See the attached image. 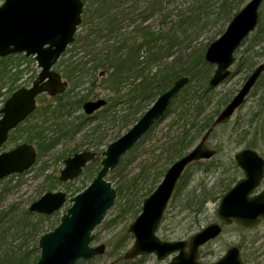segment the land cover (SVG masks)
Instances as JSON below:
<instances>
[{
    "label": "water",
    "instance_id": "1",
    "mask_svg": "<svg viewBox=\"0 0 264 264\" xmlns=\"http://www.w3.org/2000/svg\"><path fill=\"white\" fill-rule=\"evenodd\" d=\"M263 4L264 0H248L222 35L207 48L205 60L216 67L209 81L211 87L221 84L232 73L236 51L257 29ZM83 7L82 0H4L0 5V58L24 53L34 56L41 68L30 87L14 91L0 108V180L24 173L37 162L38 151L32 143H21L6 151L3 146L8 142L10 132L36 111L39 95L57 96L67 90L69 84L55 66L65 50L75 42L77 28L83 20ZM263 72L264 63H259L242 88L216 116L198 145L172 163L157 189L147 196L142 212L127 229L134 235L135 242L124 255L126 261L156 254L161 264H244L238 245L228 247L224 255L214 262L201 260V248L223 233V225L235 223L246 229H255L264 222V156L252 147L242 148L234 155L244 175L222 196L216 211L217 221L181 240H164L158 236V229L188 166L217 155L216 149L208 142L213 129L232 120L239 107L246 103ZM189 82L187 75L178 78L123 136L108 145L101 161L102 169L93 182L69 199L72 205L63 214L60 224L40 237L41 257L35 264H76L79 260L104 254L106 245L94 247L91 244L94 240L92 232L102 224L117 196V189L105 177L116 168L123 155L164 118L174 97ZM84 105L85 113L90 115L105 106L106 100L100 98ZM94 156L93 151H81L66 158L59 179L68 182L77 178ZM66 200L65 191H50L32 202L29 211L51 215L60 210Z\"/></svg>",
    "mask_w": 264,
    "mask_h": 264
},
{
    "label": "trees",
    "instance_id": "2",
    "mask_svg": "<svg viewBox=\"0 0 264 264\" xmlns=\"http://www.w3.org/2000/svg\"><path fill=\"white\" fill-rule=\"evenodd\" d=\"M85 1L88 8H92L89 0ZM117 1H121V4L126 0ZM115 2L116 0L92 1L96 24L91 25L89 33L85 36L77 37V41L85 43L84 50L89 57L59 60L56 69L68 80L70 86L67 91L53 98L52 102L39 106L24 123L10 133L9 140H13L18 129H27L25 142H36L39 150L38 160L59 140V136H50L49 129L57 127L60 129L58 135L66 136L79 132L81 124L93 118L91 115H85L79 117L82 119L81 123L68 121V115L83 108V103L89 100L90 94L85 93L89 88L85 87L88 81L93 85L97 82L102 84L109 96V108L123 101L137 100V111L126 121V124L133 126L154 100L178 78L189 76V84L174 97L171 104L174 105L177 98L182 100L181 117L189 124V128L167 142V152L172 160L187 154L198 137H203L212 126L215 117L222 111L221 107L231 99L226 96L218 100L217 105L206 113L214 90L209 85L214 67L205 60L204 54L210 44L222 35L247 0H150L140 14L142 18L139 24L134 21L132 29L124 31L125 20L132 17L129 12L114 11ZM258 22L253 35L242 43L244 45L248 41L247 47L241 52L239 49L242 45L236 51H239L240 56L236 55L235 64H238L241 71H252L258 66V60L264 56V4L260 9ZM12 56L0 58V95L6 87L7 78H12L8 74V59ZM17 56L27 58L24 54ZM156 65L158 66L154 70ZM126 82L129 86L127 91H123ZM256 87H261L262 93L255 100L253 107L247 113L239 114L236 121L231 120L221 126L229 128L231 124L230 129L237 132V137L243 140L247 139L254 128L256 137L264 143V72ZM15 90L9 88L8 91L12 94ZM171 106L165 116L171 112ZM36 114L41 120L35 124L31 119ZM234 132L230 134L229 141H233ZM137 146L138 143L131 152L137 149ZM257 146L254 142L247 145L250 148ZM216 151L218 154L215 157L199 160L188 166H194L198 171L213 172L215 180L209 184L206 178L199 177L197 183L190 185L192 180H188V175L184 173L171 199L178 203V207L200 214L208 202L221 200L224 193L243 176L233 154L223 161L220 157L221 145ZM99 162L100 160L92 162L91 168L100 170ZM17 175L22 174L17 173L11 177ZM9 179L0 180V264H34L41 257L39 239L47 232L43 229V222L50 215L29 211V203L23 200L9 203L8 206L3 205L13 189L21 183L18 181L15 186ZM119 191L122 194L121 187ZM56 226L53 225L48 231ZM142 258L139 257L138 261ZM243 259L246 264L247 259ZM121 260L126 263L136 261H125L122 256Z\"/></svg>",
    "mask_w": 264,
    "mask_h": 264
},
{
    "label": "rangeland",
    "instance_id": "3",
    "mask_svg": "<svg viewBox=\"0 0 264 264\" xmlns=\"http://www.w3.org/2000/svg\"><path fill=\"white\" fill-rule=\"evenodd\" d=\"M82 1L84 2V0ZM92 1L93 0H89L92 8H88L87 2H84L83 20L77 28L78 31L75 35V42L65 50V54L60 58V61L70 57H74L73 59L85 56L89 57L87 51L84 50L83 45H85V43L83 41H77V37L85 36L89 33L91 25L96 24L95 8ZM148 1L150 0H126L120 4L121 1L116 0L114 3V11L129 12V16L132 17L125 20L123 31L132 29L131 27L134 21H137L136 24H139L142 18L140 14L147 7ZM3 2L4 0H0V5H2ZM133 11L134 13H132ZM251 35H253V33ZM247 45L248 41H246L239 50L242 52ZM23 54H12V58L8 59L10 65L8 74L11 75L12 78H7L6 87L2 90L0 95V108H2L4 102L11 94L8 91L9 88L17 90L24 86L30 87L41 70L34 56H27V58L17 56ZM235 55L239 57V51ZM259 63H264V56L258 60L257 65ZM157 66L158 65L153 69L155 70ZM213 67L211 78L216 70L214 65ZM231 69L232 73L230 78L224 83L213 87L214 90L211 93L212 100L207 105L206 113L209 112L210 108L217 105L218 100L224 99L226 96H230L232 99L242 88L241 86L252 72L251 70L241 71L238 64L235 63ZM128 86L129 83H124L122 90L127 91ZM85 87H89L88 90H85V93L90 94L89 100H96L99 99V97H103L108 101V93H106L101 83L97 82L96 85H93L88 81ZM260 93H262L261 87L254 88L243 109H239L233 116L232 121H236L239 114L247 113V111L253 107ZM52 99L53 97L47 94L41 95V97L38 98L39 106L52 102ZM181 103L182 100L177 98L175 104L171 106V112L165 116L164 119L156 122L154 127L138 142L137 149L131 152L132 149L124 154V157L116 168L110 171L106 176V178L112 182L113 187L117 189V196L114 205L109 209L102 224L97 226L92 232L94 234V240L91 244L94 247L104 244L106 245V251L104 254L96 255L94 258L79 260L76 264L162 263V261L159 262L157 260L156 254L143 255L142 260L138 261V259H135L136 261L128 263L121 260V256L124 258L128 248L135 242L134 235L127 229L142 212L143 203L147 199V196L150 195H147V193L150 190L155 191L157 189V186L164 179L167 170L172 166L171 164L180 158L177 157L173 160L170 158L167 152L169 147L167 142H169V140L171 141V139L175 138L177 135H180L183 130L189 128L188 121L181 117L183 113L180 108ZM138 105L139 102L137 100L132 102L123 101L117 106H111L110 108L108 107L109 105H106V107L104 106L99 112L92 114L93 118L89 122L82 123L79 132L71 133L66 136L58 135L60 129L57 127L49 129L50 136H55V138L59 136V140L48 152L43 153L39 160L37 158L38 161L28 169V171L18 173L22 175L11 177L14 175L13 174L7 177L10 178L9 182L12 183V185L16 186L18 181L21 183L18 187L13 189L8 199L3 202V205L8 206L9 203L23 200L29 203L30 208L32 202L39 200L45 193L50 191H65L68 197L66 203L60 210L51 214L50 217L43 222V229L48 232V229L52 228L53 225H59L63 214L66 213L67 209L72 205L69 199L76 195V192L80 193L89 186L97 174L95 168H91V166L88 165L81 176L71 180V182H60L58 181V177L61 172L60 169L64 166L65 158L77 152L93 149L97 152L98 157H100L99 159H101L108 145L112 143V141L123 136L122 134L132 127L126 124V121L137 111ZM224 106L225 105L221 108ZM139 114L140 113H138V115ZM85 115L83 108L75 110L68 115V121H79V123H81L82 119L79 117ZM31 120L36 124L41 120V117L36 114ZM250 127L253 126L250 125ZM230 128L231 124L229 128L218 125V127L213 129V133L208 140L212 148L217 149L218 146L221 145L220 157L223 161H225L227 157H230V155H235L242 148H246L251 142L258 145L254 149L258 150L264 156V143L256 137L254 128H251V133L245 140L241 137H237V132L232 131ZM231 131L235 133L232 137L233 141H229L230 134L232 133ZM27 133V129H18L14 134L15 139H10L6 142L3 150L6 151L14 147L16 143L20 144L25 142L28 135ZM201 138L202 136L198 137L189 150L197 146ZM33 144L38 150L36 142H33ZM185 174L188 175V180H192L190 185L197 183L199 177L206 178L209 184L215 180V174H213V172L198 171L194 166L188 167ZM119 187L122 188V194L119 191ZM219 202L220 199L208 202L206 208L200 214H196L195 212L184 210L180 206L178 207V203L171 200L162 218V223L159 226L158 236L167 241L189 238L191 234L201 230L202 227L218 220L216 211L219 207ZM234 244L241 248L242 258L247 259L246 264H264V222L255 227V229H246L235 223L232 225H225L223 233L217 237V239L202 246L201 259L206 262H214L224 255L228 247L234 246ZM167 261H169V259Z\"/></svg>",
    "mask_w": 264,
    "mask_h": 264
},
{
    "label": "flooded vegetation",
    "instance_id": "4",
    "mask_svg": "<svg viewBox=\"0 0 264 264\" xmlns=\"http://www.w3.org/2000/svg\"><path fill=\"white\" fill-rule=\"evenodd\" d=\"M64 54H65V53H64ZM64 54H63V55H64ZM63 55H62V56H63ZM59 60H60V59H59ZM59 60H58V61H59ZM58 61H57V62H58ZM56 65H57V64H56ZM55 69H56V66H55ZM56 70H57V69H56ZM57 71H58V70H57ZM58 72H59V71H58ZM59 73H60V72H59ZM60 74H61V73H60ZM62 76H63V75H62ZM230 76H231V74L228 76L227 79H229ZM63 79H64L65 81L68 82V80H66L64 77H63ZM259 79H260V78H259ZM225 81H227V80H225ZM225 81H224V82H225ZM224 82H222V83H224ZM222 83H221V84H222ZM68 84H69V82H68ZM256 84H257V83H256ZM219 85H220V84H219ZM69 86H70V84L67 86V88H68ZM24 87H25V86H24ZM24 87H22V88H24ZM255 87H256V85H255ZM255 87H254V88H255ZM254 88H253V89H254ZM19 89H20V88H19ZM253 89H252V90H253ZM17 90H18V89H17ZM15 91H16V90H15ZM66 91H67V90H66ZM164 92H165V91H164ZM251 92H252V91H251ZM251 92H250V94H251ZM13 93H14V92H13ZM63 93H64V92H63ZM60 94H62V93H60ZM60 94H57V96H59ZM250 94H249V96H250ZM10 95H12V94H10ZM10 95H9V96H10ZM41 95H46V94H41ZM41 95H39V96L37 97V100H38V98L41 97ZM47 95H48V94H47ZM9 96H8V97H9ZM48 96H50V95H48ZM57 96H50V97L55 98V97H57ZM159 96H160V95H159ZM159 96H158V97H159ZM249 96H248V99H249ZM158 97H157V98H158ZM100 98H103V97H99V99H96V100H88V101L84 102V103H83V110H84V113H85V108H84V106H85L84 104H85V103H87V102H89V101H97V100H100ZM157 98H156V99H157ZM104 99H105V98H104ZM248 99H247V101H248ZM105 100H106V105H108V104H107V103H108L107 99H105ZM231 100H232V99H231ZM231 100H229V101H231ZM229 101H228V102H229ZM247 101H246V102H247ZM227 104H228V103H227ZM227 104H226L225 106H227ZM245 104H246V103H245ZM106 105H105V106H106ZM225 106H224V107H225ZM242 106H243V105H242ZM242 106H240L239 109H241ZM36 107H37V108H36V110H37V109L39 108V100H38V102H37V106H36ZM103 107H104V106H103ZM103 107H101L99 110H97V111L91 113L90 115L92 116V114H94V113H96V112H99ZM224 107H223V108H224ZM169 108H170V107H169ZM223 108H222V110H223ZM239 109L235 112V114L239 111ZM34 112H35V111H34ZM34 112H33V113H34ZM33 113H31V114H33ZM31 114H30V115H31ZM85 114H86V113H85ZM235 114H234V115H235ZM30 115H29V116H30ZM86 115H88V114H86ZM90 115H88V116H90ZM234 115H233V116H234ZM29 116H28V117H29ZM26 119H27V117H26ZM163 119H164V118H163ZM161 120H162V119H161ZM232 120H233V119H232ZM230 121H231V120H230ZM24 122H25V121H24ZM24 122H22V123H24ZM20 124H21V123H20ZM20 124H19V125H20ZM133 125H134V124H133ZM221 125H223V124H221ZM12 131H14V130H12ZM12 131H11V132H12ZM127 131H128V130H127ZM11 132H10V133H11ZM145 135H146V134H145ZM9 136H10V134H9ZM8 141H9V138H8ZM23 143H26V142H23ZM29 143H30V142H29ZM20 144H21V143H20ZM32 144H33V143H32ZM16 145H18V144H16ZM16 145H15L14 147H16ZM33 145H34V144H33ZM135 145H136V144H135ZM34 146H35V145H34ZM3 147H4V146H3ZM14 147H12V148H14ZM35 148H36V147H35ZM36 150H37V149H36ZM37 151H38V150H37ZM84 151H90V152L93 151V152L95 153V156H94V159H92V161H90L89 163H87V164L83 167V171L85 170V168H86L88 165L91 166L92 162H94V161H98V160H100L99 165H100V170H101V169H102V168H101V161H102V159L104 158V157H103V156H104V153H103L102 158L99 159L100 157H98V154H97V152H96L95 150L91 149V150H84ZM188 151H189V150H188ZM104 152H105V151H104ZM77 153H81V152H77ZM38 154H39V152H38ZM74 154H75V153H74ZM74 154H73V155H74ZM262 155H263V154H262ZM70 156H72V155H70ZM37 158H38V156H37ZM67 158H68V157H67ZM65 160H66V158H65ZM65 160H64V163H65ZM64 165H65V164H64ZM63 167H64V166H63ZM63 167H62V168H63ZM62 168H61V169H62ZM61 169H60V170H61ZM100 170L97 171V174H98V172H99ZM83 171L81 172V175H82ZM60 174H61V172H60ZM97 174H96V175H97ZM81 175H80V176H81ZM59 177H60V175H59ZM59 177H58V181L63 182V181H61V180L59 179ZM78 177H79V176H78ZM75 179H76V178H75ZM105 179H107V178L105 177ZM72 180H74V179H72ZM68 182H71V181H68ZM63 183H67V182H63ZM262 188H264V180H263ZM262 188H260V189H262ZM66 193H67V192H66ZM77 194H78V193H77ZM67 199H68V197H67ZM66 201H67V200H66ZM224 226H225V225H223V227H224ZM137 259H138V258H137Z\"/></svg>",
    "mask_w": 264,
    "mask_h": 264
},
{
    "label": "bare ground",
    "instance_id": "5",
    "mask_svg": "<svg viewBox=\"0 0 264 264\" xmlns=\"http://www.w3.org/2000/svg\"><path fill=\"white\" fill-rule=\"evenodd\" d=\"M73 45V44H72ZM47 94V93H46ZM156 100V99H155ZM37 102H38V100H37Z\"/></svg>",
    "mask_w": 264,
    "mask_h": 264
}]
</instances>
